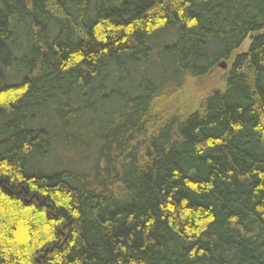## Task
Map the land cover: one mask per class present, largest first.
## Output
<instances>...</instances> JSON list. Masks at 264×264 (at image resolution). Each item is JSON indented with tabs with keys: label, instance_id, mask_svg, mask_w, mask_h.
I'll return each instance as SVG.
<instances>
[{
	"label": "trees",
	"instance_id": "1",
	"mask_svg": "<svg viewBox=\"0 0 264 264\" xmlns=\"http://www.w3.org/2000/svg\"><path fill=\"white\" fill-rule=\"evenodd\" d=\"M263 28L264 0H0V264H264Z\"/></svg>",
	"mask_w": 264,
	"mask_h": 264
},
{
	"label": "rangeland",
	"instance_id": "2",
	"mask_svg": "<svg viewBox=\"0 0 264 264\" xmlns=\"http://www.w3.org/2000/svg\"><path fill=\"white\" fill-rule=\"evenodd\" d=\"M264 32V28L262 30ZM251 43V35L248 36L235 54L245 52ZM222 61L216 63L211 71L201 78L186 79L181 87H168L164 90L160 100L155 102L151 122L147 125L148 135L153 133L167 118L177 115L180 118L197 110L203 98L224 88L230 61L225 62L226 68L219 67ZM62 143H60L61 145ZM62 147V145L60 146ZM59 150V156H62ZM64 156V155H63ZM90 163L88 160L85 164Z\"/></svg>",
	"mask_w": 264,
	"mask_h": 264
},
{
	"label": "water",
	"instance_id": "3",
	"mask_svg": "<svg viewBox=\"0 0 264 264\" xmlns=\"http://www.w3.org/2000/svg\"><path fill=\"white\" fill-rule=\"evenodd\" d=\"M219 67L226 68L225 62H222L221 64H219Z\"/></svg>",
	"mask_w": 264,
	"mask_h": 264
}]
</instances>
